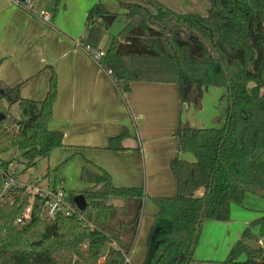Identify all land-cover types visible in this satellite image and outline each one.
Masks as SVG:
<instances>
[{"label":"trees","instance_id":"obj_1","mask_svg":"<svg viewBox=\"0 0 264 264\" xmlns=\"http://www.w3.org/2000/svg\"><path fill=\"white\" fill-rule=\"evenodd\" d=\"M54 1L57 12L63 0ZM142 1L145 5L122 4L128 23L112 37L101 61L124 83L115 86L122 96L134 83L176 85L183 101L197 104L210 88L228 91L222 128L178 129L179 152L192 154L195 161L173 160L176 195L153 199L158 212L143 264H193L205 221H230L232 205L242 206L248 194L264 200V0H209L205 17L176 13L157 0ZM108 16L114 15L102 4L88 12L87 37L81 44L97 47L109 29L110 24L102 22ZM57 96L54 71L41 102L22 98L20 86L0 87V156L16 148L28 170L64 147L63 134L49 129ZM14 106L21 111L19 117L12 114ZM127 135L124 130L110 139L108 149L124 151L120 144ZM9 165L2 162L0 169ZM88 166L81 170L87 188L80 192L88 207L80 217L44 221L36 202L32 221L20 227L15 222L29 205V196L20 193L14 205H0V264H126L143 215L145 191L116 187L107 171ZM3 183L0 175V193ZM112 200L140 202L130 223L136 227L130 243L105 227L90 229L94 221L110 220ZM257 227L259 236L253 234ZM262 239L264 217L249 225L222 264H264ZM104 247L109 248L106 256L100 254ZM243 255L246 260L240 261Z\"/></svg>","mask_w":264,"mask_h":264},{"label":"crops","instance_id":"obj_2","mask_svg":"<svg viewBox=\"0 0 264 264\" xmlns=\"http://www.w3.org/2000/svg\"><path fill=\"white\" fill-rule=\"evenodd\" d=\"M120 1L145 5L142 0ZM157 1L179 14L205 17L210 8L209 0ZM31 3L32 12L20 7L16 0H0V87L20 86L22 98L41 102L48 94L52 71L56 73L58 96L49 129L63 134L64 147L54 151L51 158L67 161L62 170L70 163L82 170L91 162L107 171L116 187L144 189L143 215L131 254V264H143L158 212L153 199L170 198L177 193L172 161H195L192 154L179 152L176 133L181 126L207 125L212 113L206 111L202 102L208 90L198 104L183 101L176 85L134 83L131 92L122 96L109 76L79 46L87 37L88 12L98 3L63 0L57 12L54 0ZM41 11L50 15L49 23L37 15ZM111 42L107 31L97 46L107 52ZM124 130L128 133L120 144L124 151L108 149L110 139ZM48 170L52 168L49 166ZM62 174H66L65 170ZM49 180L55 182L52 174ZM129 202L113 206L127 208ZM263 217L264 200L248 194L242 206L232 205L230 221H206L193 264H222L223 260L218 259L221 244L226 240L228 248H232L242 239V231ZM130 223L124 221L119 227L117 235L123 243L134 227ZM235 224L238 228H233ZM254 230L258 232L259 228ZM261 247L264 248V239Z\"/></svg>","mask_w":264,"mask_h":264},{"label":"rangeland","instance_id":"obj_3","mask_svg":"<svg viewBox=\"0 0 264 264\" xmlns=\"http://www.w3.org/2000/svg\"><path fill=\"white\" fill-rule=\"evenodd\" d=\"M90 1H95L98 4L101 3L102 5L104 4L103 3L104 1L105 3H107L109 9L112 11V13H114V16H115V20L109 26L108 32L111 38L121 33L128 23L123 7H122V4H121V1L120 0H117V1L115 0H90ZM123 1H127V0H123ZM202 105L206 108V111H209L210 113H212V115H210L208 121L206 122L207 125L200 126L199 128H203V127L204 128H207V127L221 128V126L223 127L226 121L225 119L227 118L228 107H229V98H228L227 89L216 88V87L208 89L207 93L205 94L203 98ZM12 114L15 117L20 116L21 111L18 106H14L12 108ZM185 154L189 155V153H185ZM57 159L58 158H56L55 156L52 157L51 160L41 159L38 161V164L35 167L27 170L24 160L22 158L21 151L15 148L9 151L8 153L0 156V163L9 162L11 164L12 170L15 171L17 176L21 177L22 179L37 178V177H42L44 175L46 176L47 170L50 166L52 170L50 171L48 170V171L52 172L51 173L52 182L55 181V174H58L57 182L58 184H60L61 181L63 182V189L66 194V201L68 202V204L73 206L74 198L77 195H79L80 192L84 191L87 188V186L83 181H81V174H80L81 169H79L78 167L76 168L74 163H70V165H67V167L63 169L66 172V174L63 175L62 168L66 165L65 163L67 161L65 162L62 159L60 162H56ZM120 203L121 201L119 200L111 201V204H115V205H118ZM138 204H140L139 201H130L128 203V207L127 208L124 207L125 209L124 208H120V209L114 208V210L112 211L110 215V220L107 223L102 224L97 221H94V223L90 224V229H92V227L93 229H95L96 227L98 229L100 228L102 229L103 227H105L107 228L108 231L114 234H118L119 227L122 222L127 221L129 223V222L134 221L136 217V209H137ZM135 228L136 227L134 226L133 229H131L130 234L126 237L127 238L126 243H130L133 240ZM233 228H238V224H235ZM247 228H245L242 231V234H244ZM253 234L256 236H259V231L257 232L256 230L253 229ZM200 238H201V233H200ZM200 238H199V242H200ZM221 238L225 239L226 237L222 234ZM262 240H260L259 245H261ZM199 242H198V245H199ZM237 242L238 240L235 243ZM233 247L228 248V245L226 244V240L221 244V248L219 250L220 257L218 259L221 258L223 260L222 263H224L228 259ZM245 260H246V256L243 255L240 258V261H245Z\"/></svg>","mask_w":264,"mask_h":264},{"label":"built area","instance_id":"obj_4","mask_svg":"<svg viewBox=\"0 0 264 264\" xmlns=\"http://www.w3.org/2000/svg\"><path fill=\"white\" fill-rule=\"evenodd\" d=\"M16 3L32 12L31 0H27L25 3H20L16 0ZM45 22H50V15L41 11L37 14ZM82 50L94 60L98 66L105 72L107 76L112 80L114 85L124 84L122 81H117L113 78V73L110 70H105L101 65V61L105 58L107 52L91 46H84L79 44ZM0 175L4 179L2 191L0 193V205H14L17 200L18 194L25 193L29 196V205L25 208L24 212L16 219L15 224L23 227L29 224L33 218V210L35 203L39 202L40 215L44 221H54L58 217H80L81 211L75 206H71L66 201V194L64 192L62 182L60 184L53 185L49 179L45 177L22 179L18 177L16 172L12 170L11 164L3 169H0ZM94 230L93 227L91 229ZM126 264H131V257L126 258Z\"/></svg>","mask_w":264,"mask_h":264},{"label":"water","instance_id":"obj_5","mask_svg":"<svg viewBox=\"0 0 264 264\" xmlns=\"http://www.w3.org/2000/svg\"><path fill=\"white\" fill-rule=\"evenodd\" d=\"M115 17L114 16H108L102 19V21L104 23L107 24H111L114 21ZM73 203L75 204V206L79 209V211L84 212L87 207H88V202L87 199L85 198V196L83 194H79L77 195L74 200ZM108 247H104L101 251L100 254L102 256H106L107 252H108Z\"/></svg>","mask_w":264,"mask_h":264}]
</instances>
